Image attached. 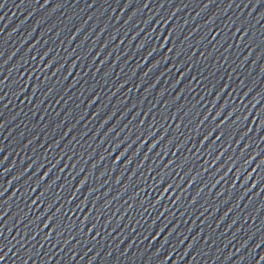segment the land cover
<instances>
[{
    "label": "water",
    "instance_id": "95a60500",
    "mask_svg": "<svg viewBox=\"0 0 264 264\" xmlns=\"http://www.w3.org/2000/svg\"><path fill=\"white\" fill-rule=\"evenodd\" d=\"M0 264H264V0H0Z\"/></svg>",
    "mask_w": 264,
    "mask_h": 264
}]
</instances>
